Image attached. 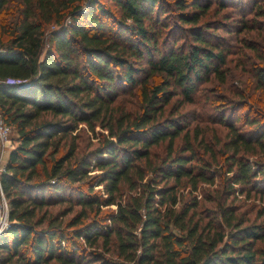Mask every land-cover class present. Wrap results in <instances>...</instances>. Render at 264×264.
I'll list each match as a JSON object with an SVG mask.
<instances>
[{
    "label": "trees",
    "instance_id": "1",
    "mask_svg": "<svg viewBox=\"0 0 264 264\" xmlns=\"http://www.w3.org/2000/svg\"><path fill=\"white\" fill-rule=\"evenodd\" d=\"M8 3L0 0V118L17 135L0 171L8 206L0 264H264V206L262 220H250L227 200L264 198V51L242 44L256 62L249 95L229 80L232 46L218 33L264 31L250 24L264 18V0H253L250 19L240 13L216 27L199 23L229 0H18L14 13ZM51 22L58 28L46 34ZM209 82L227 95L211 88L202 100L226 129L218 154L227 176L207 199L214 208L200 209L178 190L213 184L216 152L201 130L191 138L195 117L180 110ZM135 86L137 108L116 111L118 93ZM80 124L96 141L85 153Z\"/></svg>",
    "mask_w": 264,
    "mask_h": 264
},
{
    "label": "rangeland",
    "instance_id": "2",
    "mask_svg": "<svg viewBox=\"0 0 264 264\" xmlns=\"http://www.w3.org/2000/svg\"><path fill=\"white\" fill-rule=\"evenodd\" d=\"M252 3L253 0H229V5L225 9H219L217 4H213L212 6L209 7L207 14L200 20L201 21H209L208 25L216 27L219 21H222L223 24L227 25L230 24L234 25L236 24L234 21L239 19L240 13L247 14V18H251L252 12L250 14L249 11L252 8ZM18 4V0H9V3L7 4V9L11 12L14 13L16 11ZM3 15L1 16V19H6L7 23L11 22V17H4L6 14V11L2 13ZM225 16V17H224ZM63 22H67V19H65ZM254 27H259V23L264 26V18H253V21H251ZM258 22V23H257ZM64 23V24H65ZM58 26L54 22H51L50 24H47L45 26V32L46 34L49 33V31L57 29ZM218 33H221L229 42V45L231 47V54L228 55L227 57V66L233 69L236 66L235 73L233 74V77L229 79L232 84L237 85L241 89L246 90V92L250 95L252 93L251 89V84L249 82V78H251L250 75V70H248L249 67H251L253 64H255V59L253 58L251 52L248 49H245L242 47V44L245 41L248 42H256L259 44V47L264 51V31L259 29L258 31L253 30V31H244L242 33H239L237 35H228L224 34L221 31H218ZM46 47V45H45ZM245 66V67H244ZM247 72V73H246ZM217 86L214 84V82H209L206 84H203L201 86L202 92L197 94L196 100L197 103L195 104H185L181 108V112H186L187 115H189L190 118L195 117L191 124H190V136L192 138V131L193 129L197 128L198 131L201 130V133L204 136V141L207 143L208 146H210L214 152H216V163H217V172L215 173L214 177V182L213 184H207V183H198L197 185V190L192 191L189 187H180L178 192L179 194L183 195L184 199L190 198L191 196H195L196 199L200 201V209L204 208H214V202L207 200L208 197H211L212 195L214 196V191L216 189H222L225 184H223L224 178L227 176V173L225 172L226 165H225V160L220 156L218 153H221L222 146L221 144L225 141V135H226V129L219 125L216 122H213L210 120V117L212 116L211 114L213 113V107L211 106V110L207 111L206 114V109L208 106L203 103L202 100H204L203 95H207L208 97V90L213 88L215 90V93L219 95H226L223 94V90L220 88L218 90L216 88ZM126 90V89H125ZM259 95V94H257ZM227 96V95H226ZM256 96V93H255ZM139 95H138V86H135L133 89L127 88L126 91H120L113 103L115 108H117L116 111L119 109H123L125 111L132 112L134 111L139 103ZM176 98H172L170 102L165 106V115L168 114V111L176 104L177 105V100ZM209 103L208 101H205ZM217 102H221L217 101ZM261 102V110L262 113L264 114V100H260ZM219 108V107H218ZM243 110L238 111L237 113H242ZM1 120V119H0ZM98 135L100 133L104 132L100 130L98 127H96L95 130ZM16 132L13 130V128L10 131L9 134V139H10V144L15 145V139H16ZM90 132H88L85 128L84 124L79 125V129L76 131V141L78 144V153H85L89 150H91L92 147L96 145V141L91 138ZM67 140H70L69 137H67ZM182 140L181 137L175 139L173 148L176 146H179L181 144ZM166 148H167V142H162L157 146L152 147L151 154H152V160L159 159L163 157L166 153ZM8 152V148L4 149V154H3V159L2 161L5 160L6 153ZM200 153V156L204 161L208 162L210 161L208 154L202 155L201 150H198ZM5 155V157H4ZM252 158V157H251ZM255 158V157H253ZM213 165V164H212ZM215 166L213 165L211 167V170H215ZM128 192H124L123 199H126ZM229 202L232 201V203L236 206L237 211H239L244 217L254 220L256 219L257 221H261L262 218H258L257 211L260 209V207L264 206V198L263 200L259 199V196L252 195L250 198H246L244 195L238 196L236 195V198H233L230 196V198L227 199ZM1 203V199H0ZM114 206L108 207V208H103L102 211L98 215H104L107 211L110 209H114ZM78 206H73V209L70 213H68L64 217V221H67L75 213L78 211ZM56 208H53L52 211H55ZM88 210V209H87ZM94 211L90 210L88 212V217H95ZM96 219H99V216H97ZM83 221V220H82ZM82 242V241H81ZM83 243V242H82Z\"/></svg>",
    "mask_w": 264,
    "mask_h": 264
},
{
    "label": "built area",
    "instance_id": "3",
    "mask_svg": "<svg viewBox=\"0 0 264 264\" xmlns=\"http://www.w3.org/2000/svg\"><path fill=\"white\" fill-rule=\"evenodd\" d=\"M1 119V118H0ZM11 131V127L0 120V163L2 159V155L4 153V149L8 148V151L12 149L14 146L10 144L9 134ZM2 167L0 165V171H2ZM0 231L3 230L7 226V215H8V206L3 196V193L0 189Z\"/></svg>",
    "mask_w": 264,
    "mask_h": 264
},
{
    "label": "crops",
    "instance_id": "4",
    "mask_svg": "<svg viewBox=\"0 0 264 264\" xmlns=\"http://www.w3.org/2000/svg\"><path fill=\"white\" fill-rule=\"evenodd\" d=\"M3 154H4V153H3ZM7 154H8V152L5 154L6 157H5V155H4V157H5V160H4V161H2V159H3V155H2V159H1V163H0V165H4V164H5V161H6V158H7Z\"/></svg>",
    "mask_w": 264,
    "mask_h": 264
}]
</instances>
